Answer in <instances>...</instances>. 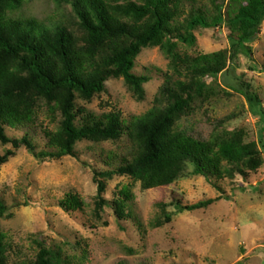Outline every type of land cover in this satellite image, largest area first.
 <instances>
[{"label": "trees", "instance_id": "trees-1", "mask_svg": "<svg viewBox=\"0 0 264 264\" xmlns=\"http://www.w3.org/2000/svg\"><path fill=\"white\" fill-rule=\"evenodd\" d=\"M22 1L0 0V143L13 146L0 156V167L23 148L44 162L76 157V145L86 139L116 141L126 136L128 152L120 164H114L118 155L104 154L105 163L114 168L94 172L96 210L101 213L109 206L103 197L105 180L114 176L129 177L145 191L173 185L189 176L202 177L217 188L218 181H234L237 177L246 180L264 165V137L260 146L246 143L238 130L217 131L212 139L204 140L177 125L196 103L202 106L210 102L213 92L207 78L218 83L242 55L255 63L251 45L262 31L264 0H211L209 9L196 6L195 0H55L57 5L72 8L84 32L79 38L61 22L47 24L5 14L7 9L17 10ZM225 26L230 30L228 50L196 57L178 51L179 44H196L195 31ZM148 47H160L172 60L174 75L180 78L165 74L154 106L142 116L125 122L119 114H89L78 125L77 96L90 100L105 92L111 79H123L143 95V85L149 79L136 76L133 70L137 57ZM240 84V92L250 106L262 108L253 85L243 80ZM43 106L48 114L59 111L62 116L57 131L44 129L48 151L36 152L28 137L11 139L6 135L4 125L22 129L36 120ZM131 199L127 187L116 194L114 209L119 218L131 216L127 211ZM214 202L186 206L177 202L174 206L184 213L207 209ZM59 205L66 212L85 207L80 196L72 193ZM163 207L164 220L158 227L172 222L173 215ZM7 211L0 202V220ZM36 244L39 251L35 260L22 264H75L76 258L64 255L60 248ZM10 250L0 223V264H10Z\"/></svg>", "mask_w": 264, "mask_h": 264}, {"label": "rangeland", "instance_id": "rangeland-1", "mask_svg": "<svg viewBox=\"0 0 264 264\" xmlns=\"http://www.w3.org/2000/svg\"><path fill=\"white\" fill-rule=\"evenodd\" d=\"M22 2L17 10L7 9L5 14L47 24L61 22L77 38L84 36L69 5H57L55 0ZM194 2L196 6L212 7L211 0ZM194 36L196 44H179L180 53L196 57L230 47L227 26L199 29ZM251 46L255 63L242 55L218 83L207 78L213 87L210 102L202 106L196 103L193 111L177 122L180 130L204 140L212 139L217 131L238 130L246 143L260 146L264 137V24ZM171 66L172 60L160 47L143 49L133 70L136 76L149 79L143 85V95L123 79H111L105 92L90 100L77 96V124L81 125L82 118L89 114H119L125 122L144 115L154 106L164 75H174ZM242 80L253 85L262 108H252L241 94ZM61 121L59 111L48 114L43 106L34 122L22 129L4 125L5 133L11 139L28 137L36 152L48 151L44 129L55 132ZM128 147L126 136L116 141L86 139L76 145V157L44 162L23 148L1 166L0 202L8 211L0 223L11 246L10 264L35 260L39 251L36 242L60 248L64 255L76 258L75 264H80L83 257L82 264H264V165L246 180L237 177L234 181H218L217 188L202 177L189 176L173 185L145 191L129 177L114 176L105 180L103 197L109 206L99 213L94 172L114 168L105 163L104 154L118 155L114 164H120ZM8 150H13L11 144L0 143V156ZM125 187L132 193L127 210L131 216L119 218L114 198ZM69 193L80 196L85 203L83 210L66 212L60 207V201ZM208 200L215 202L194 212L179 213L174 206L177 202L186 206ZM163 206L173 218L171 223L158 227V222L164 220Z\"/></svg>", "mask_w": 264, "mask_h": 264}]
</instances>
